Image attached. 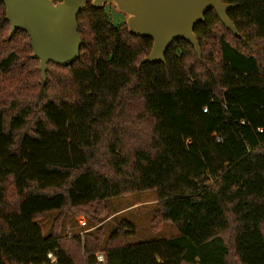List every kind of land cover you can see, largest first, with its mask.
<instances>
[{"label": "trees", "instance_id": "trees-1", "mask_svg": "<svg viewBox=\"0 0 264 264\" xmlns=\"http://www.w3.org/2000/svg\"><path fill=\"white\" fill-rule=\"evenodd\" d=\"M223 1L240 37L211 9L201 59L176 40L141 67L152 39L87 2L79 58L44 83L0 0V264H264V0ZM143 191L178 234L129 243L122 220L107 237V199ZM67 213L94 228L62 234Z\"/></svg>", "mask_w": 264, "mask_h": 264}, {"label": "water", "instance_id": "water-1", "mask_svg": "<svg viewBox=\"0 0 264 264\" xmlns=\"http://www.w3.org/2000/svg\"><path fill=\"white\" fill-rule=\"evenodd\" d=\"M6 19L11 24L9 38L18 31L28 33L33 49L32 57L39 59L44 83L48 63L68 66L80 55L82 38L78 31V15L91 2L96 9L111 5L125 15L131 34L152 39V49L139 63L165 62L170 45L184 40L193 45L199 59L202 50L195 34V26L205 21L214 9L220 21L240 37L228 12L236 5L223 0H2Z\"/></svg>", "mask_w": 264, "mask_h": 264}, {"label": "rangeland", "instance_id": "rangeland-1", "mask_svg": "<svg viewBox=\"0 0 264 264\" xmlns=\"http://www.w3.org/2000/svg\"><path fill=\"white\" fill-rule=\"evenodd\" d=\"M113 13V23L117 24L118 20H122L123 17L116 10H113ZM106 203L110 210L114 212V215L103 223V230L107 237L110 236L115 226L122 220L130 222L134 227L135 233L129 236V243L168 238L178 234L172 223H163L159 227L152 225V218L157 207L155 191L135 192L125 196L113 197L107 199ZM57 215L58 212L54 210L42 218L41 226L44 233L50 230ZM93 228L83 214L67 213L63 220L62 234H82Z\"/></svg>", "mask_w": 264, "mask_h": 264}, {"label": "built area", "instance_id": "built-area-1", "mask_svg": "<svg viewBox=\"0 0 264 264\" xmlns=\"http://www.w3.org/2000/svg\"><path fill=\"white\" fill-rule=\"evenodd\" d=\"M96 257H97V260L99 262H103L105 260V255H104L103 252L96 253ZM48 258L51 260V262H53L54 261V255H53V253H49L48 254Z\"/></svg>", "mask_w": 264, "mask_h": 264}]
</instances>
